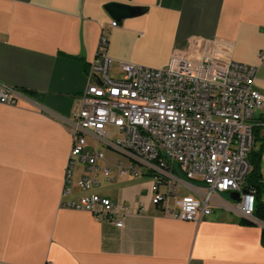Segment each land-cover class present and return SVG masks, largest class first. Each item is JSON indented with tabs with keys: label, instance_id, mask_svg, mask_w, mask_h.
I'll return each mask as SVG.
<instances>
[{
	"label": "crops",
	"instance_id": "crops-1",
	"mask_svg": "<svg viewBox=\"0 0 264 264\" xmlns=\"http://www.w3.org/2000/svg\"><path fill=\"white\" fill-rule=\"evenodd\" d=\"M108 2L147 10L114 19ZM102 34L114 73L119 61L160 68L173 55L196 60L205 43L232 60L235 49L258 51L233 61L257 65L252 84L264 93V0H0V84L20 92L16 105L0 103V264H264V222L238 224L224 208L229 193L214 194L221 212L172 219L152 203L150 175L115 177L116 162L124 160L107 147H97L91 189L74 187L64 200L95 193L127 204L123 226L59 207L68 122ZM87 173V163L77 161L72 178ZM181 179L177 195L193 193L192 181Z\"/></svg>",
	"mask_w": 264,
	"mask_h": 264
},
{
	"label": "built area",
	"instance_id": "built-area-1",
	"mask_svg": "<svg viewBox=\"0 0 264 264\" xmlns=\"http://www.w3.org/2000/svg\"><path fill=\"white\" fill-rule=\"evenodd\" d=\"M106 45L107 36L102 34L86 68V87L75 96L59 207L123 226L131 211L127 204L95 193L64 200L74 187L83 192L91 189L101 157L97 147L102 146L124 160L116 162L115 177L153 178L151 201L165 216L184 221L209 216L218 206L214 194L240 192L245 185L253 130L264 128V116L258 115L264 108V93L252 84L257 67L233 61L205 43L198 46L196 60L173 55L160 68L119 61V72L114 73ZM19 95L18 89L0 84V103L16 105ZM110 129L119 137L111 138ZM77 161L87 163L88 173L73 180ZM102 173L109 177L111 171L105 166ZM180 174L192 181L188 183L193 193L177 195L184 186ZM254 194L248 188L224 208L256 222Z\"/></svg>",
	"mask_w": 264,
	"mask_h": 264
},
{
	"label": "trees",
	"instance_id": "trees-1",
	"mask_svg": "<svg viewBox=\"0 0 264 264\" xmlns=\"http://www.w3.org/2000/svg\"><path fill=\"white\" fill-rule=\"evenodd\" d=\"M254 146L248 155L250 171L245 177V185L255 191L253 216L256 220L264 222V180L261 175V157L264 152V133L260 127L254 128ZM237 223L241 225H256L253 220L238 217ZM260 243L264 246V227L260 233Z\"/></svg>",
	"mask_w": 264,
	"mask_h": 264
},
{
	"label": "water",
	"instance_id": "water-1",
	"mask_svg": "<svg viewBox=\"0 0 264 264\" xmlns=\"http://www.w3.org/2000/svg\"><path fill=\"white\" fill-rule=\"evenodd\" d=\"M104 8L108 12V14L114 19H124L127 17H134L144 13L147 10L145 6H134L119 2H108L104 5ZM247 191H248V187L244 185L240 192H230L229 197L233 201H238L240 199L241 193H246Z\"/></svg>",
	"mask_w": 264,
	"mask_h": 264
},
{
	"label": "rangeland",
	"instance_id": "rangeland-1",
	"mask_svg": "<svg viewBox=\"0 0 264 264\" xmlns=\"http://www.w3.org/2000/svg\"><path fill=\"white\" fill-rule=\"evenodd\" d=\"M241 50L238 48V50H236L235 49V52L233 53V56H232V58H233V60H236L237 61V58L239 59V58H250V57H254V56H257L258 54H259V52L258 51H256V52H254V54H252V52L249 50V51H244L243 53H240L239 54V52H240ZM237 52H238V54H237ZM253 55V56H252ZM242 63H244V62H242ZM142 65H144V66H148V67H158V66H155V65H147V64H142ZM253 65H256V64H253ZM257 66V65H256ZM110 137L111 138H114V137H119V135L116 133V131L114 130V129H110ZM180 177L181 176H183V175H179ZM193 184H197V185H201V184H199V183H195V182H193ZM202 186V185H201ZM262 200L264 201V195H263V198H262ZM221 211H223L221 208H215V209H213L212 210V212H211V214L210 215H212V214H215V213H217V212H221ZM229 214H233L232 212H230ZM209 215V216H210Z\"/></svg>",
	"mask_w": 264,
	"mask_h": 264
}]
</instances>
